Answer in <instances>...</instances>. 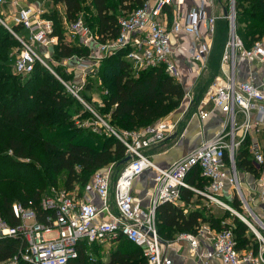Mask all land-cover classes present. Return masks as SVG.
<instances>
[{"label":"built area","instance_id":"1","mask_svg":"<svg viewBox=\"0 0 264 264\" xmlns=\"http://www.w3.org/2000/svg\"><path fill=\"white\" fill-rule=\"evenodd\" d=\"M175 1L143 0L138 8L118 17V35L106 41H101L80 15L66 22V34L70 39L89 49L87 57L68 59L75 62L71 67L72 80L68 81L59 78L49 65L51 55L47 52L48 47L56 45L58 39L52 35V21L43 16L45 9L19 5L13 15L14 25L22 27L28 40L24 34L16 33L4 18H0V23L20 43V51L13 62L16 74L27 77L35 64L40 63L96 115L81 97L80 91L87 77L96 74L100 60L120 49H128L126 59L134 74L149 67L162 66L170 77L179 80L182 73L172 58V38L191 35L199 41L195 40L189 48L190 60L199 71L206 68L209 46L208 41L204 42L200 37L202 33L208 39L213 36L217 17L207 16L202 7L211 0H195L201 10L191 8L183 19L173 18L169 27L165 20L166 9ZM7 2L17 5L16 0H0V5ZM230 4L225 15L229 36L221 56V61L228 65V71L213 79L199 101L202 105L211 103L213 109L220 112L221 124L217 133L203 139L169 166L161 167L152 161L146 151L162 143L170 132L173 133L176 123L164 125L158 121L159 124L138 130L122 131L117 138L124 144L125 154L131 155V159L115 177L113 164H110L96 170L83 186V191L94 194L97 202L89 196L80 198L72 190L50 187L39 202L42 220H39L37 210L22 203L12 205L13 215L19 221L17 225H9L0 217V239L11 237L20 240L21 246L12 258L19 256L28 264H70L78 256L81 242L87 245L96 243L104 248L123 237L142 249L147 264H172L165 252L168 241L162 240L157 232L156 207L166 202L179 205L180 191L187 189L208 203L239 216L260 245L256 253L238 250L233 226L225 220L221 221L223 226L220 230L211 228L208 223H200L194 232H179L175 236L176 241H186L200 264H209L212 258L218 259L221 264H264V237L250 220L254 219L261 230H264V222L252 211L235 165V154L245 142L253 163L261 167L264 161V145L259 138L264 122V80L257 84L249 75L247 80L242 81L237 73L239 58L264 62V37L251 47H245L236 33L235 1L230 0ZM182 101L192 104V91H184ZM198 116L203 120L209 116V111L200 109ZM196 168L206 181L201 188L186 180ZM149 171H153V185L148 206L143 207L139 198L133 195L132 186L136 179ZM225 188L236 193L248 213L239 214L220 198ZM252 188L254 191L257 188L259 199L264 204V171L258 177L253 176ZM111 193L117 212L112 210ZM202 234L209 245L205 244V249L200 250Z\"/></svg>","mask_w":264,"mask_h":264},{"label":"trees","instance_id":"2","mask_svg":"<svg viewBox=\"0 0 264 264\" xmlns=\"http://www.w3.org/2000/svg\"><path fill=\"white\" fill-rule=\"evenodd\" d=\"M142 1L56 0V3L64 4L67 22L75 20L82 6L89 4L96 26L86 18L84 20L101 41H106L117 37L118 17L138 8ZM235 12L237 25H242L238 31L242 34L244 46L249 48L261 36L264 37V0H235ZM43 16L52 21V35L58 39L53 46L54 60L62 62L72 57L88 56L89 49L79 45L77 40L65 41L61 18L57 15L48 16L46 12ZM12 28L16 33L24 34L20 25H13ZM11 41L18 42L0 23V217L9 225H17L19 221L13 215L12 205L17 201L29 205L38 211L39 220H42L39 202L43 191L47 186L56 187L61 172L65 173L64 188L72 190L74 184L84 186L96 170L110 163L113 164L115 177L125 165L119 164V161L126 154L125 146L118 138L102 133L96 135V132H101L98 127H94L95 130L91 127L95 131L93 133L90 128L74 125L75 116L93 114L46 67L37 62L27 77L14 71L15 74H11L10 65L12 63L13 68L15 58L11 59L6 53ZM127 50L120 49L102 58L96 74L87 77L80 91L81 97L116 131L138 130L156 123L175 110L184 95L182 85L170 77L162 66L149 67L134 74L126 59ZM49 65L61 79L68 81L72 78L73 73L67 74L64 66L54 67L50 62ZM92 89L99 92L100 104L92 103L86 94ZM26 158L40 163V172L44 174L42 180L38 177L21 182L14 173L19 174V168L23 166V162L18 159ZM4 164L15 168L16 171L11 174L13 179L3 175ZM235 165L237 170H244L255 177L264 171V161L261 167L253 163L247 142L237 150ZM186 180L199 188L206 182L197 168L192 170ZM23 186L25 188L20 190ZM180 194L181 199L188 204H191L193 197L201 199L187 189H181ZM236 196L234 194L231 200L224 202L243 214L240 199ZM223 220V217L213 216L209 211L207 214L191 208L185 213L181 207L170 202L156 207V227L162 240H172L179 232H194L200 222L220 230ZM234 222L231 224L236 248L256 253L260 243L254 233L242 220L234 218ZM116 242H127L136 248H116L102 253V246L96 243L87 245L83 241L78 246V256L70 264H147L140 247L123 237ZM20 246L17 238L0 239V263L16 255ZM22 264L28 263L22 261Z\"/></svg>","mask_w":264,"mask_h":264},{"label":"crops","instance_id":"3","mask_svg":"<svg viewBox=\"0 0 264 264\" xmlns=\"http://www.w3.org/2000/svg\"><path fill=\"white\" fill-rule=\"evenodd\" d=\"M16 2H17L16 3L17 7L19 5L32 6L33 4L31 0H29L28 2H26L25 0H16ZM7 3L2 4L4 6L1 5L2 6L1 8H3V10H1L0 8V13L2 15V18H4L5 21L10 26H13L14 23H12L11 25L7 18L13 19V15L15 13L13 14H9V13H12L11 7L14 4L13 3L7 4ZM42 7L43 6L41 5L40 8ZM193 7H197L199 10H201V7L197 5V2L195 0H176L172 6H169L166 9L165 20L167 22V25L170 27L173 18H179V20L183 19L184 15ZM202 9L204 10L207 16L214 15L215 17H217L216 33L212 37V39L211 37L208 39L207 37L204 36L203 33H202V37H200V40H203L204 42L208 41V46H209L208 61L206 64V68L204 70L199 71L197 66H194L190 60L189 48L190 46H192L195 40L199 41L198 39H196L197 37L191 35L189 36L184 35L181 36L180 38H174V37L172 38V50H173L172 58L176 62L177 66L180 68L182 73L181 77L179 78V82L182 85L184 91L187 90L192 91L194 95V101L192 104H189L188 101H181L180 105L172 113L168 114L169 116H166L164 118V119H166L167 117L170 118L171 120H169L170 121L169 123H176L175 130L162 143L152 147L150 150L147 151L149 155H152L151 156L152 161L161 167L169 166L172 162L179 159V157H181L183 154L187 153L189 150L197 146L203 139H208L214 136L217 133V131L220 129V124H221L220 112L218 110L213 109L211 103L207 105H202L199 104V101L204 91L213 82V79L216 76H223L224 73L228 71V65L221 61V55L224 49V45H222L223 42L220 39V35L222 34L221 31L224 27V25H222V22L223 19L226 20L225 12H227L228 8L224 5V0H211V2L206 3L202 7ZM66 22L67 21H65L64 18V22H63L64 34H65L64 37L66 42H71L72 41L70 39L71 37L66 34L67 33ZM216 36L218 38H216ZM53 46L48 47V51L50 50L53 51ZM67 60H63L62 64L65 67V71L70 72L72 69L71 67H73L75 63L73 60L71 61L70 60L67 61ZM50 63L52 64L56 63V60H54L51 57ZM205 71L209 72L210 74L204 75ZM237 73L239 80L242 81L247 80L249 75H251L252 77H254L253 79L254 82L260 84L264 80V62L258 61L257 59H251L250 61H245L244 59L239 58L237 60ZM86 94L91 98L92 103L100 104L101 101L99 97V92L97 90H93V89L89 90L86 92ZM200 109L209 111V116L201 120L198 116V111ZM262 136H264V122H263V131L259 133V138ZM238 174H239V179L245 185L246 194L247 192H254L255 195L258 196L257 188L255 189V191L252 188L253 176H251L250 173L244 170L239 171ZM152 177H153V171L144 173V175L140 176L138 179L134 181L132 186L133 195L139 198L141 202L140 204L143 207L148 206L151 197V187L153 185ZM72 191L76 193L77 196H79L80 198L89 196L92 197L95 202H97V197L92 193L91 194L85 193L83 191V186L74 184ZM232 193L233 191L229 189L226 190L225 188L222 194L220 195V198L222 200L229 201L233 196ZM110 196L112 199V210L113 212H117L112 193L110 194ZM255 198L254 201H256ZM193 199L194 198L191 199L192 200L191 204H188L181 199L180 201H178L179 204L178 206L181 207L185 213L188 212L191 208L195 209L193 208ZM257 199L258 201H260L259 198ZM198 201L208 205L210 207L209 212L212 213L214 212V210H217L215 208L220 207V206L216 207L217 205L210 204L203 199H199ZM254 203H255L254 206L257 208L256 211L258 212V214L264 217V204L261 201L259 203L257 202ZM200 223H206V222H200ZM166 241H168L165 246L166 256L171 259L172 264H200L198 259H196L195 254H193L192 251L190 250V247L186 241H180V242L176 241L175 237L172 240H166ZM200 241L201 243L199 249L203 250L205 249V244H207V239L204 234L200 236ZM202 241L204 242V244ZM207 245H209V243ZM209 264H221V262L218 259L212 258L209 261Z\"/></svg>","mask_w":264,"mask_h":264},{"label":"rangeland","instance_id":"4","mask_svg":"<svg viewBox=\"0 0 264 264\" xmlns=\"http://www.w3.org/2000/svg\"><path fill=\"white\" fill-rule=\"evenodd\" d=\"M26 2H28L29 0H25ZM235 1V0H234ZM31 2L33 3L32 4V7L34 8V9H36V10H39V9H45V12H46V15H53V16H55V15H57V17H59V18H61V20H62V22H64V18H65V21H66V17H65V6H64V4L62 3H56V0H31ZM7 4H11V3H7ZM31 4V3H30ZM43 6L42 8H40V6ZM224 5L229 9L230 8V6H231V4H230V0H224ZM2 6H4V5H2ZM1 5H0V8L2 7ZM235 7V6H234ZM5 8V7H4ZM17 6L15 5H13L12 7H11V9H12V13H9V14H13V13H15L16 12V10H17ZM1 10H3V8H1ZM120 13H122V12H120ZM8 14V13H7ZM93 14V9L89 6V4H84L83 6H82V9H81V12H80V16H82L83 18H86L87 19V21L88 22H92V24L94 25V26H96V24L94 23L95 22V18H94V15H92ZM2 17V15L0 14V18ZM8 20H9V23L12 25V23H13V19H11V18H7ZM216 20H217V18H216ZM92 25V26H93ZM222 25H224V27H223V29H222V34L220 35V39H221V41L223 42V44L222 45H224L225 46V42L227 41V39H228V36H229V23L227 22V20H225V19H223V22H222ZM95 28V27H94ZM242 28V25H237V22H236V33H237V35H238V37L241 39V41H242V39H243V37H242V34L238 31L239 29H241ZM13 29V28H12ZM96 29V28H95ZM10 32V31H9ZM95 33V32H94ZM215 33H216V21H215V31H214V34H213V36L215 35ZM12 34V33H11ZM24 36H25V38L28 40V36L24 33ZM212 36V37H213ZM212 37H211V39H212ZM14 38H16L15 36H14ZM216 38H218L217 36H216ZM260 38H262V36L260 37ZM17 40V39H16ZM244 40V39H243ZM19 42V41H18ZM17 41L16 42H9V48L7 49V55H8V57H11V59H14L15 58V56H16V54L20 51V45H19V43H18ZM243 42V44L244 45H246L245 43H244V41H242ZM50 55H51V57L52 58H54L53 57V51H47ZM51 52V53H50ZM222 56V55H221ZM13 61V60H12ZM208 61V60H207ZM49 62V61H48ZM70 63V62H69ZM75 63V62H74ZM51 65H53L54 67H55V65H59V67H62L63 66V64H62V62L61 61H56V63H51ZM63 68V67H62ZM14 70H13V68H12V63H11V65H10V70H9V72L11 73V74H15L14 72H13ZM66 73L67 74H70L71 73V71L70 72H67L66 71ZM210 73L209 72H206L205 71V73H204V75H209ZM70 75H72V74H70ZM58 77L59 78H61L59 75H58ZM204 77V76H203ZM63 80V79H62ZM65 81V80H64ZM178 82H179V80H177ZM180 83V82H179ZM96 94H97V92H96ZM91 107H92V109L95 111V113H96V115H91V116H89V115H87V116H85V117H78V116H75L74 118H73V121L74 122H76V124H74V125H77V126H79V127H81V128H86V129H88V128H90V130L92 129L91 127H93V129H94V127H98V128H100L101 129V132H96L97 134L96 135H100V133H102V134H104V135H112L113 137H116L117 138V135H120L121 134V132L122 131H124L123 129H121V130H119V131H116L115 129H113L111 126H109V124H108V122H106L105 120H104V118H102L103 116H101V115H98V112L94 109V107L92 106V105H90ZM174 111V110H173ZM172 111V112H173ZM171 112V113H172ZM170 114V113H169ZM167 116H169V115H167ZM165 118V117H164ZM161 119V121H162V123L164 124V125H168L169 124V120H171L170 118H166V119ZM161 121L159 120V122L161 123ZM159 122L157 121L156 123H153V124H151V125H154V124H159ZM92 125V126H91ZM97 128V129H98ZM95 130V129H94ZM91 131H93V130H91ZM93 133H95V131H93ZM99 133V134H98ZM169 134H172V132H170ZM64 140V139H63ZM261 143H262V145H264V139L261 137ZM58 144H60V143H58ZM264 147V146H263ZM146 153H147V151H146ZM8 154H10V153H8ZM152 156V155H151ZM19 161H21V162H23V166H21L20 168H19V174L17 173V172H14V171H16L15 170V168L14 167H10V166H8V165H6V164H4L3 165V175L5 174L9 179H13V176L11 175V174H13L12 172H14V173H16L17 175H18V178H20L21 179V182H22V180H29L30 178H38L39 177V180H42V178L44 177L43 175L44 174H42V171L40 172V169H41V167H40V163L38 162V161H36V160H32V159H28V158H26V159H18ZM110 164H112V163H110ZM109 164V165H110ZM108 166V165H107ZM14 168V169H13ZM18 170V169H17ZM114 171V170H113ZM238 172L239 171H241V170H237ZM64 178H65V173L64 172H61L59 175H58V177H57V185H56V187H59V188H64V182H63V180H64ZM47 179V178H46ZM242 187H244V185L242 184ZM25 188V186H23L22 188H20V190H23ZM49 189V186H47L46 188H45V190L43 191L44 193L47 191ZM233 193H235L234 191H233ZM232 193V194H233ZM254 192H247V195H246V199H247V201H248V203H249V205H250V207H251V209H252V211L260 218V220L261 221H263L264 222V217H262V216H260L259 214H258V212L256 211V207L254 206L255 205V203L254 202H257V203H259L260 201H258V199L257 198H259L257 195H255V193L253 194ZM236 194V193H235ZM233 197H234V195H233ZM236 197H238V196H236ZM256 197V198H255ZM194 198V197H193ZM254 198H255V200L256 201H254ZM199 200V199H198ZM197 199H193V208H195V209H199L200 211H202V212H204V213H207L208 214V211L210 210L209 208V206L208 205H206L205 203H203V202H199ZM241 202V201H240ZM17 203H19L18 201H17ZM21 203V202H20ZM216 207H218V206H216ZM255 208V209H254ZM215 209H217V210H214V212L212 213L213 214V216H217V217H223L226 221H228V222H230V223H233V224H235V222H234V218L235 219H237L238 221H241V218H239V216H234L235 214H233V213H231L230 211H227V210H224V209H222V208H220V207H218V208H215ZM241 210L244 212V213H248L247 211H246V209L244 208V207H242V202H241ZM224 211V212H223ZM238 212V211H237ZM239 214H241L240 212H238ZM233 215V216H232ZM251 221V223L253 224V225H255V227H257V228H259V226L254 222V219H251L250 220ZM250 229V228H249ZM260 232H261V234L263 235V237H264V230L262 229H258ZM250 236V235H249ZM250 238H251V236H250ZM236 241V240H235ZM257 241H258V239H257ZM203 242V241H202ZM259 242V241H258ZM260 243V242H259ZM203 244H204V242H203ZM116 248H121V249H126V248H136L135 246H133L132 244H130V243H127V242H124V243H120L119 244V242H115V243H112V244H110L109 246H105L104 248H102L103 249V252L102 253H104V251H105V249L106 250H108V251H110V250H112V249H116ZM102 251V250H101ZM105 253H107V252H105ZM102 259H104V256L102 257ZM22 259H21V257H17V258H11V259H9V260H7V261H4V262H2V263H0V264H22ZM25 262V261H24Z\"/></svg>","mask_w":264,"mask_h":264},{"label":"water","instance_id":"5","mask_svg":"<svg viewBox=\"0 0 264 264\" xmlns=\"http://www.w3.org/2000/svg\"><path fill=\"white\" fill-rule=\"evenodd\" d=\"M225 14H226V12H225ZM131 159V155H126L122 160H120L119 161V164H126L129 160ZM255 215V214H254ZM255 217H257L256 215H255ZM257 221L260 223V224H262V222L259 220V218L257 217Z\"/></svg>","mask_w":264,"mask_h":264}]
</instances>
